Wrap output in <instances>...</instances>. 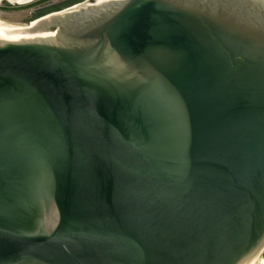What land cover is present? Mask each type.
I'll list each match as a JSON object with an SVG mask.
<instances>
[{"label": "water", "instance_id": "1", "mask_svg": "<svg viewBox=\"0 0 264 264\" xmlns=\"http://www.w3.org/2000/svg\"><path fill=\"white\" fill-rule=\"evenodd\" d=\"M29 23L47 36L0 26V264L263 253L264 0H85Z\"/></svg>", "mask_w": 264, "mask_h": 264}, {"label": "rangeland", "instance_id": "2", "mask_svg": "<svg viewBox=\"0 0 264 264\" xmlns=\"http://www.w3.org/2000/svg\"><path fill=\"white\" fill-rule=\"evenodd\" d=\"M4 1H7V0H0V4H2L3 6L5 5ZM70 1L71 0H39V1L30 0L26 2L11 1L9 3L11 4L12 8H5V7L0 8V23H3L5 25H10V26H26L29 24L30 21L37 19L36 18L37 14L34 15V13L37 10L40 11L44 8H51V7H54V5L56 4L57 5L63 4V3L70 2ZM83 1L85 0H82L80 2H83ZM46 14H43V15H46Z\"/></svg>", "mask_w": 264, "mask_h": 264}, {"label": "bare ground", "instance_id": "3", "mask_svg": "<svg viewBox=\"0 0 264 264\" xmlns=\"http://www.w3.org/2000/svg\"><path fill=\"white\" fill-rule=\"evenodd\" d=\"M17 1L18 2H26V1H30V0H17ZM32 21H34V20H32ZM0 26H10V25H5L3 23H0ZM10 27H15V28L25 30L27 32H30V33L36 35L39 38H41V36H47L44 32H42L40 30H36L35 25L31 24V23H29L26 26H10ZM3 32H4V30H1L0 34ZM237 264H264V257L262 256V248L261 249L259 248L255 252H253L252 254H249L248 256L243 258L241 261H239V263H237Z\"/></svg>", "mask_w": 264, "mask_h": 264}, {"label": "trees", "instance_id": "4", "mask_svg": "<svg viewBox=\"0 0 264 264\" xmlns=\"http://www.w3.org/2000/svg\"><path fill=\"white\" fill-rule=\"evenodd\" d=\"M79 1H81V0H71L70 2H67V3H63V4H56V5H54V7H51V8H44V9H42V10H38V11H36L35 13H34V15L35 14H37V16H36V18H38L39 16H42L43 14H46V13H49V12H51V11H56V10H60V9H63V8H65V7H67V6H70V5H72V4H74V3H77V2H79ZM61 5H63V6H61ZM3 8V7H5V8H12L11 7V4H9V3H6L5 2V5L3 6L2 4L0 5V8ZM262 256L264 257V251H263V253H262Z\"/></svg>", "mask_w": 264, "mask_h": 264}, {"label": "flooded vegetation", "instance_id": "5", "mask_svg": "<svg viewBox=\"0 0 264 264\" xmlns=\"http://www.w3.org/2000/svg\"><path fill=\"white\" fill-rule=\"evenodd\" d=\"M36 1H39V0H36ZM82 1V0H81ZM4 2H6V3H9L10 1L9 0H7V1H4ZM80 2V1H79ZM78 2V3H79ZM10 4V3H9ZM1 5V4H0ZM38 11V10H37ZM52 12V11H51Z\"/></svg>", "mask_w": 264, "mask_h": 264}]
</instances>
